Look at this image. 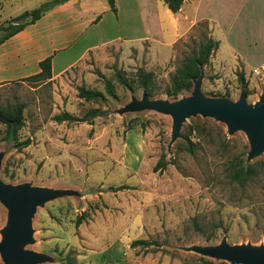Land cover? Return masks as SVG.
<instances>
[{"label":"rangeland","instance_id":"rangeland-1","mask_svg":"<svg viewBox=\"0 0 264 264\" xmlns=\"http://www.w3.org/2000/svg\"><path fill=\"white\" fill-rule=\"evenodd\" d=\"M43 1L3 2L0 24ZM105 3H93L102 20L85 27L83 16L79 39L56 52L51 79L0 82V106L22 105L24 118L11 140L0 120V178L68 191L37 207L33 241L23 248L50 257L38 264H242L190 247L218 245L224 237L230 244H264V150L248 162L247 134L229 131L224 121L200 114L186 118L180 136L172 141L170 114L125 107L146 92L135 76L140 67L154 73L150 98L174 101L166 93L171 78L210 36L220 45L203 66L204 94L238 100L243 87L238 76L244 72L248 103L259 100L264 70L256 74L254 69L264 66V0H205L198 13H211L218 30L215 18L206 14L166 46L159 18L167 33L174 28L163 0H147L141 19L131 0H120L123 21ZM144 28L150 36L142 41L119 38L121 32L143 35ZM83 45L95 48L81 56ZM49 47L47 40L40 42L35 53ZM117 69L128 85L118 81ZM106 79L114 83L115 95L106 91ZM81 86L102 96L81 97ZM191 92L184 91L178 99ZM64 111L78 117L89 114L92 123L56 121ZM26 139L29 145H18ZM160 159L166 166L155 170ZM236 163L256 166L245 187L231 178ZM121 185L127 187L117 190ZM7 217L8 208L0 200V240ZM135 240L148 244L133 246Z\"/></svg>","mask_w":264,"mask_h":264},{"label":"water","instance_id":"water-1","mask_svg":"<svg viewBox=\"0 0 264 264\" xmlns=\"http://www.w3.org/2000/svg\"><path fill=\"white\" fill-rule=\"evenodd\" d=\"M204 71L194 80L189 96L170 101L152 99L144 92L142 99L133 98L125 111L155 109L170 114L173 119L172 141L180 136L182 123L195 115L212 116L224 121L229 131L242 129L250 142L247 161L250 162L264 150V95L254 103H248L244 86L238 100L213 97L204 94ZM1 167V157H0ZM68 191L30 184H10L0 178V200L8 208L7 225L1 229L0 254L2 264H38L50 260L42 252L23 248L33 241L32 217L39 205L67 194ZM190 249L202 255L215 256L242 264H264V244H230L224 237L220 244L192 246Z\"/></svg>","mask_w":264,"mask_h":264},{"label":"crops","instance_id":"crops-1","mask_svg":"<svg viewBox=\"0 0 264 264\" xmlns=\"http://www.w3.org/2000/svg\"><path fill=\"white\" fill-rule=\"evenodd\" d=\"M5 1L7 0H0V11L2 10V3ZM95 1L97 0H68L63 4L56 6L55 8L47 12L42 18H40L34 24L28 25L25 29L13 35L3 44H1L0 45V82L27 77L39 72L40 71L39 62L45 57L49 56L48 54L53 53L51 55H53V59H54L55 54L58 50L59 51L60 49L62 50L64 46L67 45V43L70 42L71 40H74L73 42H75V40L79 39L78 37L81 35L80 33L83 32L84 28L86 27L85 25L87 24L89 25L90 24L89 22H91V26L92 23L98 24L102 20V14L94 10L93 3L95 4ZM103 1L105 3V0ZM146 1L147 0H131V4L135 5L136 8L135 12H137V10L139 9L138 14L140 19H141V12H143V14L145 12L143 11L142 6L143 4H145ZM150 1L153 3L154 2L156 3V1H160V3H162V0H150ZM204 1L205 0H184L182 8L175 13H173L167 7V9L165 10L166 12L165 14L170 19L171 25L173 26L174 30L171 31L170 33H167L166 27L163 25L164 22L161 21V18H159L160 22L158 21L159 24L158 26L161 29V33L165 35V39L162 40V45L164 46L169 45V43L177 36V34H183L187 32L188 29L190 28L191 22L195 23L197 19H201L202 16H205L206 14L207 15L211 14V13H206L204 15H199L198 12L200 11ZM116 5L118 11L115 16L118 18L119 21H123L122 12L120 8V0H116ZM186 5H190L188 6V10H185ZM86 8L88 10H85ZM191 10L195 11L194 16H191L190 14ZM13 16L16 15L9 16L7 19ZM83 16L86 18V24H84L85 27L83 26L81 29H79L78 25L80 21L81 24H83ZM211 16L215 18L212 14ZM0 21H3L2 15H0ZM215 26H216V30H218L219 26L217 25V21L215 23ZM191 27H193V24ZM143 30H144V34L137 37L134 36L131 37L128 35L130 33L127 34L125 32L123 33L121 32L119 38L122 37L127 42L134 40L142 41V39H146L147 37L150 36L149 33H146L147 31H145V28ZM73 37H75V39H73ZM45 40H47V44H49L50 49H48L47 51H45L40 55H37L35 53V51L37 52L36 49L37 44H39L40 42L43 44ZM218 41L220 45V40ZM71 45L72 42L68 47H70ZM81 48H82L81 50H83L81 56H83L86 51H88L89 49H94L95 47L90 45H83ZM81 56L74 59V61H72L67 66L62 68L69 67L71 64H73V62L81 58Z\"/></svg>","mask_w":264,"mask_h":264},{"label":"trees","instance_id":"trees-1","mask_svg":"<svg viewBox=\"0 0 264 264\" xmlns=\"http://www.w3.org/2000/svg\"><path fill=\"white\" fill-rule=\"evenodd\" d=\"M68 0H46L43 1L38 7L31 10H25L22 13L11 17L7 20L6 24H0V31L3 34L0 36V45L3 44L13 35L25 29L28 25L34 24L40 18H42L47 12L52 10L58 5H61ZM110 10L117 14L118 8L116 0H107ZM167 7L173 12H178L184 3V0H164ZM100 18V16H99ZM98 18V19H99ZM219 47V41L213 37H207L200 44L198 50L193 51L190 56H187L181 66L176 70L175 74L171 78V87L167 90V94L173 99L177 100L179 95L184 91H192L194 86V80L201 74L202 67L209 61L212 53ZM40 71L25 77L24 79H32L36 81H43L51 79L53 76V55H49L39 62ZM116 77L121 84L128 85L129 81L124 76L123 71L116 70ZM136 79L138 84L146 89V92L150 97L154 95L151 88L153 82L154 73L152 71H146L144 68H138L136 71ZM239 81L243 84L247 94V82L244 72L239 73ZM105 89L111 94L115 95V85L110 79L105 81ZM79 95L85 98L98 99L102 96V92L99 90H89L84 86L79 88ZM89 114L83 117H78L68 111L57 114L54 118L58 122H76V121H89ZM23 106L17 105L13 108L5 109L0 106V120L7 126V137L9 140L15 138L17 131L23 124ZM30 139H26L18 143V145H29ZM241 162V161H240ZM166 166V161L160 159L155 166V170L162 169ZM256 166L254 164L244 165L243 163L232 164L231 166V178L237 182L240 186L245 187L248 182L256 174ZM127 186L121 185L117 187V190L126 188ZM82 217H78L77 223L81 222ZM197 225V224H196ZM139 244H148L146 240H135L132 242L133 246Z\"/></svg>","mask_w":264,"mask_h":264},{"label":"built area","instance_id":"built-area-1","mask_svg":"<svg viewBox=\"0 0 264 264\" xmlns=\"http://www.w3.org/2000/svg\"><path fill=\"white\" fill-rule=\"evenodd\" d=\"M261 69L264 70V66H263L262 68H255V69H254V72H255L256 74H259V73H261Z\"/></svg>","mask_w":264,"mask_h":264}]
</instances>
